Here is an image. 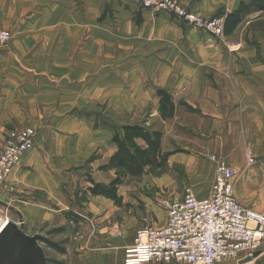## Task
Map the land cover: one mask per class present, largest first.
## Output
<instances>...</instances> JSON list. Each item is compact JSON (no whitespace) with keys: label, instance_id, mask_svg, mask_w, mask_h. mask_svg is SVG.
<instances>
[{"label":"crops","instance_id":"0c3cea01","mask_svg":"<svg viewBox=\"0 0 264 264\" xmlns=\"http://www.w3.org/2000/svg\"><path fill=\"white\" fill-rule=\"evenodd\" d=\"M175 1L204 18H224L249 0ZM0 20L21 24L24 31L12 39L11 50H0V148L10 129L60 124L65 105L73 106L82 94L94 97L93 81L79 92L77 84L64 88L57 76L90 78L103 52L108 74H102H118L104 78V95L116 98L123 114L132 118L124 124L160 131L161 150L169 154L159 175L145 173L120 185L122 202L116 205L92 195L88 181H79L83 172L102 184L114 177L113 171L99 170L116 149L109 132L94 131V147L81 154L44 145L38 135L0 187V226L15 222L13 216L21 217L27 231L35 225H64V220L66 230L71 229L59 264H126L124 250L136 230L162 227L166 211L156 212L145 194L123 189H154V198L163 200L180 197L189 186L206 196L216 166L212 155L236 171V199L264 214V11L248 14L222 38L168 13L136 10L115 0H0ZM100 43L103 50L97 49ZM111 59L120 60L114 72L107 66ZM158 88L171 94V118L160 117ZM88 155H94L88 170L74 171ZM88 214L92 227L84 221ZM263 257L264 251L248 261L218 264H264Z\"/></svg>","mask_w":264,"mask_h":264},{"label":"built area","instance_id":"2783aa9c","mask_svg":"<svg viewBox=\"0 0 264 264\" xmlns=\"http://www.w3.org/2000/svg\"><path fill=\"white\" fill-rule=\"evenodd\" d=\"M141 8L164 11L215 38L223 37V17L204 18L174 0H130ZM10 32L0 28V41ZM34 146L31 128L9 130L0 148V187L22 157ZM216 162L212 185L206 196L187 186L180 197L162 200L166 221L162 227L144 225L137 229L124 250L126 264L151 260L186 264H218L223 260L253 258L264 251V214L241 204L234 196L236 171ZM252 159L249 158V162Z\"/></svg>","mask_w":264,"mask_h":264},{"label":"rangeland","instance_id":"374dc122","mask_svg":"<svg viewBox=\"0 0 264 264\" xmlns=\"http://www.w3.org/2000/svg\"><path fill=\"white\" fill-rule=\"evenodd\" d=\"M115 1L131 4L136 10L152 9V8L138 7L130 0H115ZM0 22L2 23V24L0 23V28L8 30L10 32V36L6 41L4 42L0 41V50L8 51L11 50L12 48L11 47L12 39L16 35L24 34V31L23 28L21 27V24L16 26H8L6 21L0 20ZM103 45L104 44L100 43L97 46L98 47L97 49L103 50L104 49ZM102 53L98 55V58L96 57L95 74L90 78H83L82 76L80 77L78 76L77 79L72 80L70 75L57 76L58 78L60 77L62 78V84L64 88L68 89V87H70L72 84H77V86H79V92H81L80 90L82 89L84 83H89L90 81H93L96 86L94 97L85 99L82 98L83 95L82 94L79 95L77 99V103L74 104L73 106L65 105L62 110V116H61L62 120L60 124H50V123L32 124L20 128L16 127L10 130H21L24 128H31L34 131V142L37 136L39 135L40 136L39 140L42 141L44 145L56 146L58 148L63 149L64 152L66 150L70 152V149H73L75 151L80 152L81 154V153L91 152L92 148L94 147V139H93L94 131L96 130L106 131L109 132L110 135L112 136L113 133L117 131L120 128V126L124 124L125 120L130 121L129 119L132 118L126 116L125 113L123 114V112L120 110V106L116 104L117 102L115 101L116 98L114 99L110 97L108 94L104 95L105 92L102 90L101 87L104 78L106 76L118 77V74L106 75V76L102 74V73L108 74V72H105L103 70L104 67L103 63H105V59L103 58ZM119 61L120 60L117 59H111L109 61L107 66L111 68L112 72H114V69L118 67ZM128 77L130 76L128 75ZM64 97H66L68 101H70L71 99L69 93L67 94V91H64ZM93 157L94 155L92 156L88 155V157L83 162H81L79 166L75 167L74 171H76L77 169L79 170L78 172H83L86 171V168L88 170V167ZM177 174L178 177H182L181 171H178ZM86 175L87 173L85 174L84 172L79 174L80 183L87 181ZM184 186L185 184L182 183L181 190L183 189ZM76 190L80 195L79 197L80 200H82L84 198V192L82 190V187H78V189ZM123 190L126 194L129 193H134L136 195L145 194L147 197H150L151 199L150 205L154 206L156 212L163 211L164 207L162 205V199L158 200V198L156 197L154 198L155 196L154 189L144 190L143 192L137 190L135 192H131L128 189H123ZM13 219H15L18 228L25 233L32 235L31 233L33 231H40L41 233L38 234L41 236L42 240L39 244L46 257V264H59L57 259L60 257V253L55 249H53L52 247H50L46 241L53 242L54 244L64 248V244L69 241L68 232L71 229V227H69L68 231L66 230L67 225L65 224L64 220H63L64 225H56L54 223L35 225L33 228L28 229L29 231L28 232L26 230L27 226L22 222L21 217L13 216ZM84 221L89 225V227H92L93 223L91 222L90 214L85 216Z\"/></svg>","mask_w":264,"mask_h":264},{"label":"trees","instance_id":"16d2710c","mask_svg":"<svg viewBox=\"0 0 264 264\" xmlns=\"http://www.w3.org/2000/svg\"><path fill=\"white\" fill-rule=\"evenodd\" d=\"M255 11H264V0H249L240 2L239 6L231 13L224 16L223 35L228 36L236 29L243 19ZM159 97L158 112L162 119H168L174 115V103L171 94L163 89H156ZM162 134L152 130L143 124H123L111 136V142L116 149L109 157L106 164L99 170L113 171L114 177L108 184L94 181L87 174L90 184L88 191L95 196H102L120 205L122 197L117 193L118 187L128 180L138 179L145 173L159 175L167 165L168 153L161 150ZM50 247L64 252V248L46 241Z\"/></svg>","mask_w":264,"mask_h":264},{"label":"water","instance_id":"95a60500","mask_svg":"<svg viewBox=\"0 0 264 264\" xmlns=\"http://www.w3.org/2000/svg\"><path fill=\"white\" fill-rule=\"evenodd\" d=\"M41 240L39 234H27L15 222L5 221L0 227V264H46Z\"/></svg>","mask_w":264,"mask_h":264},{"label":"bare ground","instance_id":"6f19581e","mask_svg":"<svg viewBox=\"0 0 264 264\" xmlns=\"http://www.w3.org/2000/svg\"><path fill=\"white\" fill-rule=\"evenodd\" d=\"M1 227V226H0Z\"/></svg>","mask_w":264,"mask_h":264}]
</instances>
